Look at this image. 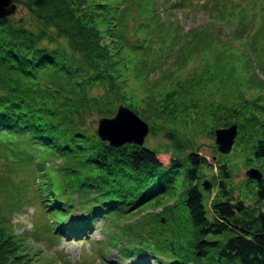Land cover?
<instances>
[{"label": "trees", "instance_id": "trees-1", "mask_svg": "<svg viewBox=\"0 0 264 264\" xmlns=\"http://www.w3.org/2000/svg\"><path fill=\"white\" fill-rule=\"evenodd\" d=\"M16 2L31 20L24 23L11 15L0 18V152L15 164L32 159L36 192L52 213L55 231L83 234L95 217L110 212L124 215L125 206L140 208L154 194L178 188L181 199L167 203L168 199L155 214L157 226L152 230L161 238L137 228L136 244L120 251L124 257L163 249L166 256H160L168 261L155 257L158 264H264V210L231 195L226 187L229 166L221 154L214 163L216 190L209 199L211 190L203 191L198 180L202 166H213L192 150L183 154L186 141L177 135V127L183 128L186 118L205 127L208 137H213L215 128L235 123L233 150L246 152V162H255L256 169L262 170L261 179L245 182L253 185L254 203L264 198V85L250 77L252 54L246 50L248 46L255 54L263 46L257 43L256 33L248 34V41L241 37L250 20L247 5L264 14V0H212L208 4L210 27H231L228 40L217 38L214 30L183 37L171 24L163 26L155 19V0ZM199 6L208 10L206 2ZM131 12L136 22L128 29ZM131 31L138 35L133 41ZM152 37L171 44L180 40L175 65L185 55L210 48L230 59V92L224 82L226 73L207 66L189 73L188 81L174 66L168 76L159 75L148 84L151 66L143 52ZM213 37L211 45L207 38ZM134 60L139 66H132ZM136 87L140 95L135 100L145 111L150 134L156 136L159 131L171 142L174 154L165 166L154 147L131 143L112 147L96 136L98 118L112 117L118 104L134 108ZM249 92H255L254 97ZM76 191L79 203L70 197ZM77 206L82 218L61 225L67 212ZM178 207L183 212L176 215ZM159 214L167 215L165 223ZM176 216L182 218L178 223ZM4 219L0 215V264H27L20 260L32 257L29 247ZM125 226L128 231L129 225Z\"/></svg>", "mask_w": 264, "mask_h": 264}, {"label": "rangeland", "instance_id": "rangeland-1", "mask_svg": "<svg viewBox=\"0 0 264 264\" xmlns=\"http://www.w3.org/2000/svg\"><path fill=\"white\" fill-rule=\"evenodd\" d=\"M18 1V0H17ZM15 5V10L11 14L14 19H21L24 23L31 20L30 14L25 10L22 4L12 0ZM206 2L208 7L203 8L199 6L200 3ZM212 0H169L167 3L161 0H155L152 9L154 10L157 21H162V25L166 26L171 24V28L184 37L187 34H195V37L199 34H211L214 30L216 37L220 40H228L231 35V27H210L208 14L210 13V5ZM209 4V6H208ZM249 5H247L246 18H250L249 22L245 24L244 30L241 32V37L249 40V36L256 33L257 43H261L263 49L261 52L251 53L250 47L247 46L246 50L252 54L249 55L250 63V77L254 82H258L260 85H264V14L258 11H251ZM135 13L131 12V18L127 23V28L132 29L134 22L132 18ZM255 16V17H254ZM260 27V29H258ZM262 30V31H261ZM262 35V37L260 36ZM191 35V34H190ZM138 35L132 31L129 34V39L133 41ZM200 37V36H198ZM195 39V38H193ZM214 37L207 38L214 45ZM180 41V40H179ZM178 42L171 44L167 39L152 37L149 42L148 48L143 52L146 56V64H150L151 70L149 71L150 81L157 77L163 76L169 73L174 66H178L180 71L183 72V78L188 81L190 77L189 73H198L201 68L208 67L211 70L219 68L226 73L225 85L226 90L230 92L231 86V61L225 58L221 54H215L213 49L205 50L203 52H197V54L185 55L181 59L173 64L176 55V46ZM258 47V46H257ZM242 52L244 50H241ZM169 52V54H168ZM140 59L144 60V56L138 55ZM183 61V62H182ZM180 63V64H178ZM182 63V64H181ZM133 67L139 66V62L134 60ZM131 71H133L131 69ZM173 75L177 77V72ZM168 76V74H166ZM157 82L162 83L161 79ZM163 92V91H160ZM153 94V99L156 96ZM140 91L138 87L133 90L132 99H138ZM144 95V94H143ZM250 97H254L255 92L248 93ZM153 100V101H154ZM133 113L148 125V121L145 119V111L142 110V105L137 102L133 105ZM187 117H193L189 114ZM194 120L186 118V124L182 127H177V135L180 139L186 141V148L183 150V154L189 153L191 150L198 155L203 156L213 168L202 166L201 174L198 180V185L203 180H207L212 183L211 194L209 199L213 196L216 188L214 182H216V169L214 163L219 160L218 153L213 143V137H208L205 133V127L198 124L194 125ZM150 125V124H149ZM148 125V132L144 137L143 144L154 147L157 154V159L163 166L168 164L170 157L174 154L170 148L171 142L165 138L159 131L156 136H152L150 127ZM230 125V124H228ZM227 125V126H228ZM162 127V126H161ZM157 126V128H161ZM226 127V126H225ZM208 129V128H206ZM234 145V143H233ZM233 145L230 152L223 156V161L229 166V179L227 182V189L235 199H242L246 205H257L264 210V198L260 199L256 203V197L253 195V185L245 182L244 172L249 167L257 168L255 162H246V152H236L233 150ZM11 154V153H10ZM34 160V159H33ZM48 164V163H47ZM30 169L32 171H30ZM28 170V171H27ZM262 172V170H260ZM29 172V173H28ZM36 173L33 168L32 159H29L25 164L23 163H11L5 158L4 154L0 152V215L5 217L4 220L10 225L13 234L18 238L23 239L32 257L22 258L25 259L27 264H134L138 262H145L148 264H158L155 260L157 256L163 254L166 256L163 249L153 250L152 254L147 250L143 255H133L132 257H124L120 252L125 246L136 244L137 228L143 230H150L149 232H155L153 238L160 239L161 236L156 235L157 230H152L157 226V215L160 212L162 205H165V201L177 202L180 200V190L161 191L154 194L151 200L140 208H135L132 205L125 206L127 213L124 215H116L114 212H110L106 217H95L91 225L86 229L83 234L68 235L65 232L55 231L52 221V213L47 210V207L43 206V202H40V197L36 192L37 184L35 182ZM261 186L264 188V181L261 182ZM71 194V199L77 201V194ZM79 200V198H78ZM158 203L156 207L152 205ZM82 210V209H81ZM175 214L183 212V209L178 207L174 208ZM77 206L72 211L67 212V218L60 224H67L70 221H76L83 216V212L80 211ZM157 214V215H155ZM161 215L162 222L165 223L167 215ZM177 223L182 218H177ZM129 225V230L125 231ZM140 226V227H139ZM164 227H168L164 226ZM57 234H53V232ZM116 231V234H114ZM161 258L162 262L168 261L166 257ZM138 261V262H136Z\"/></svg>", "mask_w": 264, "mask_h": 264}, {"label": "water", "instance_id": "water-1", "mask_svg": "<svg viewBox=\"0 0 264 264\" xmlns=\"http://www.w3.org/2000/svg\"><path fill=\"white\" fill-rule=\"evenodd\" d=\"M15 10L12 0H0V18L11 15ZM148 132V125L136 116L133 111L123 104L116 106L112 117H101L97 119L95 133L97 138L112 147L121 146L124 143L142 145L144 137ZM237 135V126L232 123L226 127L213 130V142L220 154H228ZM245 177L250 180L261 179V172L253 167L248 168ZM201 188L209 191L211 182L203 180ZM162 221V219H161Z\"/></svg>", "mask_w": 264, "mask_h": 264}]
</instances>
